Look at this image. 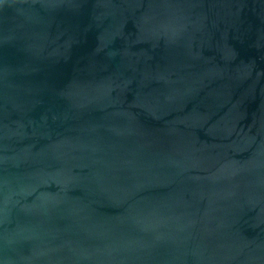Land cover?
I'll return each instance as SVG.
<instances>
[{
  "label": "water",
  "instance_id": "obj_1",
  "mask_svg": "<svg viewBox=\"0 0 264 264\" xmlns=\"http://www.w3.org/2000/svg\"><path fill=\"white\" fill-rule=\"evenodd\" d=\"M0 264H264V0H0Z\"/></svg>",
  "mask_w": 264,
  "mask_h": 264
}]
</instances>
